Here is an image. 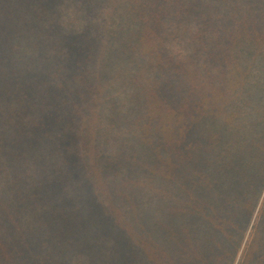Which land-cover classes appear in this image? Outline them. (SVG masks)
<instances>
[{"label": "trees", "instance_id": "obj_1", "mask_svg": "<svg viewBox=\"0 0 264 264\" xmlns=\"http://www.w3.org/2000/svg\"><path fill=\"white\" fill-rule=\"evenodd\" d=\"M0 264H264V0H0Z\"/></svg>", "mask_w": 264, "mask_h": 264}, {"label": "rangeland", "instance_id": "obj_2", "mask_svg": "<svg viewBox=\"0 0 264 264\" xmlns=\"http://www.w3.org/2000/svg\"><path fill=\"white\" fill-rule=\"evenodd\" d=\"M64 19V24L67 27H77L78 26V17L77 15H75V13L73 11H65V15L63 17ZM242 250V248H241ZM240 255V253H239ZM238 255V256H239Z\"/></svg>", "mask_w": 264, "mask_h": 264}]
</instances>
